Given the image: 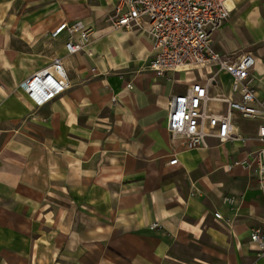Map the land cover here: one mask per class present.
Wrapping results in <instances>:
<instances>
[{"label": "crops", "instance_id": "1", "mask_svg": "<svg viewBox=\"0 0 264 264\" xmlns=\"http://www.w3.org/2000/svg\"><path fill=\"white\" fill-rule=\"evenodd\" d=\"M114 2L0 0V264H264L250 241L264 228V193L247 165L258 121L234 114L244 140H173L168 102L203 72L155 75L149 37L112 28ZM228 5L212 47L255 56L261 97L264 0ZM75 21L90 29L92 56L68 54L66 31L51 35ZM54 58L70 87L36 107L19 83ZM229 85L220 73L211 92Z\"/></svg>", "mask_w": 264, "mask_h": 264}, {"label": "built area", "instance_id": "2", "mask_svg": "<svg viewBox=\"0 0 264 264\" xmlns=\"http://www.w3.org/2000/svg\"><path fill=\"white\" fill-rule=\"evenodd\" d=\"M229 0H115L109 17L113 29H136L150 39L153 52L147 67L157 76L168 71L195 68L204 78L193 82L183 93L173 95L168 102L166 129L173 140L185 149L207 146L209 138L220 142L244 140L234 126V114L258 121L256 139L261 146L250 152L247 165L252 166L257 184L264 193V95L259 96L253 85L252 70L256 62L251 52L239 54L219 52L212 47L214 34L223 26L231 11ZM66 31L64 43L68 54L89 48L90 29L80 21L62 22L52 36ZM220 73L229 76V93H212ZM70 87L60 58L33 72L19 83V88L36 107L51 101ZM131 87L130 83L126 84ZM219 104V106H216ZM177 163V158L169 160ZM223 201L233 203L232 197ZM214 217L221 219L219 212ZM152 223L150 227L156 226ZM250 241L259 256L264 257V228L250 230Z\"/></svg>", "mask_w": 264, "mask_h": 264}, {"label": "rangeland", "instance_id": "3", "mask_svg": "<svg viewBox=\"0 0 264 264\" xmlns=\"http://www.w3.org/2000/svg\"><path fill=\"white\" fill-rule=\"evenodd\" d=\"M261 58H262V60L264 61V56H262ZM194 75H195V76H198L199 73H198V72H194Z\"/></svg>", "mask_w": 264, "mask_h": 264}]
</instances>
